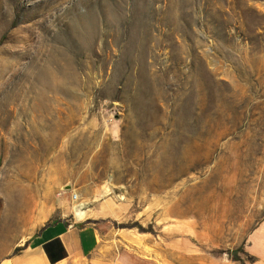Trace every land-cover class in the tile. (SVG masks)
<instances>
[{
  "label": "rangeland",
  "instance_id": "obj_1",
  "mask_svg": "<svg viewBox=\"0 0 264 264\" xmlns=\"http://www.w3.org/2000/svg\"><path fill=\"white\" fill-rule=\"evenodd\" d=\"M73 217L79 264H264V0H0V260Z\"/></svg>",
  "mask_w": 264,
  "mask_h": 264
},
{
  "label": "crops",
  "instance_id": "obj_2",
  "mask_svg": "<svg viewBox=\"0 0 264 264\" xmlns=\"http://www.w3.org/2000/svg\"><path fill=\"white\" fill-rule=\"evenodd\" d=\"M78 217V216H77ZM42 225L26 243L0 264H79L96 249L98 227L80 217Z\"/></svg>",
  "mask_w": 264,
  "mask_h": 264
},
{
  "label": "bare ground",
  "instance_id": "obj_3",
  "mask_svg": "<svg viewBox=\"0 0 264 264\" xmlns=\"http://www.w3.org/2000/svg\"><path fill=\"white\" fill-rule=\"evenodd\" d=\"M72 196L75 197V194H73Z\"/></svg>",
  "mask_w": 264,
  "mask_h": 264
}]
</instances>
